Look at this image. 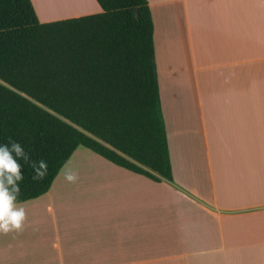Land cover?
<instances>
[{"label":"crops","instance_id":"crops-1","mask_svg":"<svg viewBox=\"0 0 264 264\" xmlns=\"http://www.w3.org/2000/svg\"><path fill=\"white\" fill-rule=\"evenodd\" d=\"M31 1L40 23L101 12L58 0L78 14L45 18ZM148 4L173 181L79 147L78 181L60 171L22 203L0 264H264V0Z\"/></svg>","mask_w":264,"mask_h":264},{"label":"trees","instance_id":"trees-1","mask_svg":"<svg viewBox=\"0 0 264 264\" xmlns=\"http://www.w3.org/2000/svg\"><path fill=\"white\" fill-rule=\"evenodd\" d=\"M98 14L40 23L31 0H0V143L48 162L22 169L21 203L46 194L79 148L172 182L148 0H96Z\"/></svg>","mask_w":264,"mask_h":264},{"label":"clouds","instance_id":"clouds-1","mask_svg":"<svg viewBox=\"0 0 264 264\" xmlns=\"http://www.w3.org/2000/svg\"><path fill=\"white\" fill-rule=\"evenodd\" d=\"M25 166L32 169L33 181H43L48 174V162L33 159L24 143L11 136L6 143H0V234L23 230L27 214L18 198ZM60 171L69 183H76L79 179L68 163Z\"/></svg>","mask_w":264,"mask_h":264},{"label":"bare ground","instance_id":"bare-ground-1","mask_svg":"<svg viewBox=\"0 0 264 264\" xmlns=\"http://www.w3.org/2000/svg\"><path fill=\"white\" fill-rule=\"evenodd\" d=\"M80 1L82 0H72L74 3H80ZM36 2L38 3L39 8L44 11V13H59L61 10L60 8L66 7L70 4L64 3L63 1L59 2L58 0H36Z\"/></svg>","mask_w":264,"mask_h":264},{"label":"rangeland","instance_id":"rangeland-1","mask_svg":"<svg viewBox=\"0 0 264 264\" xmlns=\"http://www.w3.org/2000/svg\"><path fill=\"white\" fill-rule=\"evenodd\" d=\"M92 1V0H91ZM94 2H92L93 4L95 3V0H93ZM34 3L37 4L36 0H34ZM89 3V0L87 1V4L84 6L83 10L78 12V13H82V12H88V11H91L93 10V5H88ZM37 6V5H36ZM38 13L40 14L41 11L39 10L38 6L36 7ZM78 13H68V14H59V13H42V17H45V18H58V17H61V16H64V15H69V14H78ZM0 235H3V234H0ZM12 235H6L5 238H10ZM3 237V236H1Z\"/></svg>","mask_w":264,"mask_h":264}]
</instances>
